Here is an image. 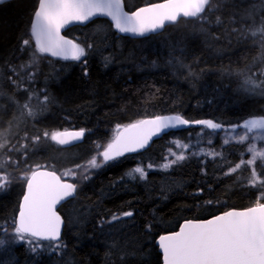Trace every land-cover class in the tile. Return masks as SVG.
<instances>
[{
	"label": "trees",
	"instance_id": "obj_1",
	"mask_svg": "<svg viewBox=\"0 0 264 264\" xmlns=\"http://www.w3.org/2000/svg\"><path fill=\"white\" fill-rule=\"evenodd\" d=\"M154 1L160 0H125V6L130 11ZM217 4L222 7L213 9L215 15L207 20L182 18L142 38L117 34L105 19L72 27L66 36L82 46L92 45L86 47L87 64L38 54L35 67L26 70L33 78L22 79L21 87L0 79V142L8 141L0 149V165L16 178L0 190V239L5 241L0 244V264H159L154 241L160 234L176 230L184 220L255 203L264 185H250L252 166L225 174L241 159H249L247 144H224L218 132L209 147L221 155H190L171 168H159L170 135L178 133L183 139L202 129L212 133L189 125L165 134L142 153L124 155L84 173L87 179L79 178L82 169H76L75 178L64 177L78 187L75 197L59 208L65 225L56 250L33 252V246L12 241L25 186L19 177L30 167L42 165L63 174L77 164L85 165L97 154V145L111 141L117 125L156 115L211 119L226 128L264 116V94L250 93L243 86L248 75L264 80L261 45L258 37L233 31L243 32L252 23L241 21L252 6L259 24L264 0H217ZM36 6L37 0L0 4V74H12L7 65L23 64L32 56L34 49L22 50V40L30 36ZM217 16L222 23H216ZM29 93L35 94L31 103L36 115L21 116L19 105ZM45 93L48 102L43 100ZM78 128L85 129V135L72 147H60L43 137L45 131ZM37 135L42 139L34 144ZM20 145L27 148L9 151ZM9 157L17 163L8 162ZM144 163L156 168L147 171L146 179L129 175ZM255 168L264 179V162L257 161ZM124 211H132L133 216L110 222L113 214Z\"/></svg>",
	"mask_w": 264,
	"mask_h": 264
},
{
	"label": "snow or ice",
	"instance_id": "obj_2",
	"mask_svg": "<svg viewBox=\"0 0 264 264\" xmlns=\"http://www.w3.org/2000/svg\"><path fill=\"white\" fill-rule=\"evenodd\" d=\"M6 0H0V4ZM222 5L217 0H163L160 3H151L138 7L133 11L125 10V0H37V6L33 11V19L30 24V36L22 40V50L33 48L29 61L20 65H7L12 74H0V79H6L13 85L21 87L22 79H32L33 74L26 71L35 67L39 56L48 55L65 61H78L87 64L84 59L87 56L86 47L74 39H69L62 31L73 23L84 24L93 21L96 17H106L111 21L119 33L144 37L149 33H155L165 27L167 23H178L181 18H193L207 20L209 15H215L213 9L220 10ZM255 6L246 10L241 16V21L252 20V23L240 32L241 35L250 34L258 37L261 45V55L264 57V15L260 16L259 24L256 23ZM235 20V17L232 18ZM209 23L211 21L209 20ZM216 23H222L219 16ZM85 74H87L85 72ZM17 79H14L13 76ZM264 76V71L261 72ZM245 91L264 94V80H258L253 75L246 76L243 81ZM6 95V93H4ZM34 93H29L27 101L21 108V116H35L34 105L31 103ZM9 100L12 97L8 98ZM45 102L49 101L48 95H43ZM26 110V113L25 111ZM202 125L209 130H220L223 126L211 119L190 121L177 114L172 116L156 115L151 118L136 120L126 125H117L116 132L106 145H97L98 151L85 165L77 164L74 169H68L63 174H57L56 170L44 168L42 165L30 167L28 171L21 173L19 179L25 184V191L19 203L18 216L15 219L13 232L19 241H26L33 245L32 251L41 246L38 242L61 240V229L64 219L58 211V205L77 192V183L68 182L64 177L75 178L76 169H82L84 173L92 169H99L110 162L117 161L126 153H134L144 149L153 137L159 136L168 129L179 126ZM240 127L244 130L235 138L224 140L228 144L232 139L236 143L245 144L250 140H264V116H252L240 125H232L231 130L236 131ZM257 133L250 137L249 134ZM85 135V129L45 131L43 137L50 138L57 145H70L81 140ZM42 137L37 135L32 138L34 144L41 142ZM8 141L0 142V149L7 147ZM176 146L187 149L188 144L176 142ZM27 148V145L13 146L9 151H18ZM247 152L249 159H241L234 167H231L226 175L237 172L242 166H252L250 185L257 183L264 185V179L258 177L255 165L257 161L264 162V146L257 147L255 143H248ZM174 159L167 160L161 165L163 169L171 168L178 162L184 161V151L177 153L169 149ZM25 155L27 153L25 152ZM206 155L218 156L217 152H208ZM8 162L15 164L11 157ZM152 164L147 168L151 169ZM138 174L140 179L147 178L144 167H135L129 175ZM85 179L88 178L84 175ZM16 178L0 165V190L10 186ZM264 192H261L255 203L244 209H230L220 215L209 219L186 220L179 226L178 231L159 235L158 245L162 253V264H264ZM208 203H212L209 201ZM132 211H124L119 215L113 214L111 221L121 220L123 217H132ZM5 241L0 239V244ZM58 246V245H57Z\"/></svg>",
	"mask_w": 264,
	"mask_h": 264
},
{
	"label": "rangeland",
	"instance_id": "obj_3",
	"mask_svg": "<svg viewBox=\"0 0 264 264\" xmlns=\"http://www.w3.org/2000/svg\"><path fill=\"white\" fill-rule=\"evenodd\" d=\"M242 123L243 122H241V124ZM196 126H202V125H196ZM210 131H212V133L211 132L210 133L204 132L203 129L202 130H198L197 132H195L193 134H190V133L187 134L186 137L183 138V139L181 138L180 134H178V133H174V134L170 135L169 140H168V142L170 143V147H168L166 152L164 153V159H163V162L161 163V165H163L166 162V159L167 160L174 159V157L171 156V154L169 152V149H171L172 151H175L177 153H180L181 151H184V154H185L186 157H188L190 155L210 157L209 155H206V153H208V152H216L213 148L209 147V145L213 141L215 133L218 132L220 134L222 143H224L225 139L235 138L239 134H242L244 132V130L242 128H240V127H237L235 132H233L231 130V127H229V128L222 127L220 130H216V131L210 130ZM249 135H250V137H253V136H256L257 133L254 132V133H251ZM177 141H179L181 144H188L189 147L186 150L178 148L176 146V142ZM231 142H236V141H235V139H232ZM248 143H255L257 145V147L264 146V140H260V139L250 140L249 142H246L247 145H248ZM250 155H249V158H250ZM148 164H150V163H148ZM148 164L144 163V164L138 165V166L144 167L146 172L149 171V170L156 169V168H154V166L151 169L147 168ZM161 165H160L159 168L163 169L161 167ZM94 170L95 169H92L89 172L94 171ZM135 175L138 176V174H134V176ZM81 176H82V178H81ZM83 177H84V172L82 170L81 174H79V178L84 179ZM250 179H251V173L248 176V180L249 181H250ZM12 241L13 242H17V243H19V242L27 243L26 241H19L18 239L15 238V235H13ZM31 246H33V245H31ZM59 247H60V244H58V243L47 244V245H43L42 244L41 246L37 247L36 249H42L43 248V249H48L49 251H53V250H56Z\"/></svg>",
	"mask_w": 264,
	"mask_h": 264
},
{
	"label": "water",
	"instance_id": "obj_4",
	"mask_svg": "<svg viewBox=\"0 0 264 264\" xmlns=\"http://www.w3.org/2000/svg\"><path fill=\"white\" fill-rule=\"evenodd\" d=\"M8 1H10V0H6V2H8ZM160 2H163V0H160V1H154V2H149V3H147V4H145V5H142V6H146V5L151 4V3H160ZM142 6H139V7H142ZM137 8H138V7H137ZM135 9H136V8H135ZM135 9H133V10H135ZM125 10H127V9H126V6H125ZM133 10H130V11H133ZM127 11H128V10H127ZM96 19H105V20H107V21L111 24V21H110L109 18H106V17H96V18H94V20H96ZM181 19H182V18H181ZM94 20H93V21H94ZM90 22H92V21H90ZM90 22H86V23H84V24H81V23H73V24L67 26V27L62 31V34L65 35L66 30H68V29H70V28H72V27H75V26L83 27V26H86L87 24H89ZM172 24H175V23H167V24L165 25V27H167V26H169V25H172ZM111 26H112V25H111ZM165 27H164V28H165ZM112 28H113V30H114L117 34H119V35H121V36L130 37V38H142V37H138V36H133V35H131V34H122V33H119L114 27H112ZM164 28H163V29H164ZM163 29H161V30H163ZM161 30H158V31L155 32V33H149V34H147L146 36H149V35H152V34H156V33L160 32ZM65 36H66V35H65ZM146 36H144V37H146ZM66 37L69 38L68 36H66ZM69 39H71V38H69ZM47 56H48V55H47ZM49 57H51V56H49ZM51 58H54V59H57V60H62V59L57 58V57H51ZM172 115H177V114H163L162 116H172ZM153 117H154V116H153ZM147 118H151V117H147ZM144 119H146V118H144ZM186 127H187V126H179V127H176V128L168 129V130H166L164 133L160 134L159 136H155V137H153L152 140L149 142V144H148L144 149H141V150H139V151H137V152H134V153H126L125 155H133V154L141 153V152L147 150L155 140L161 138V137L164 136L165 134H167V133H169V132H172V131H179V130L185 129ZM68 130H79V129H68ZM61 131H63V130H61ZM83 138H84V137H83ZM83 138H81V140H79V141L73 142V143L70 144V145H59V146H60V147H63V148L72 147V146H75V145L81 143L82 140H83ZM44 168H46V167H44ZM57 174H58V173H57ZM67 181H68V180H67ZM68 182H70V181H68ZM24 191H25V186H24ZM23 193H24V192H23ZM75 195H76V194H75ZM75 195H74L73 197H69L68 199H66L65 201H63L60 205H58V206H57V207H58V211H59V208H60V206H61L62 204H64V203L67 202L68 200L74 198ZM22 196H23V195H22ZM21 199H22V197H21ZM21 199H20V201H21ZM19 203H20V202H19ZM232 209H233V208H232ZM18 210H19V206H18ZM18 210H17L16 216H15V219H16V217L18 216ZM228 210H230V209H228ZM237 210H240V209H237ZM226 211H227V210H226ZM223 212H224V211H223ZM223 212H220V213L215 214V215H220V214H222ZM60 214H61V213H60ZM215 215H213V216H215ZM61 216H62V215H61ZM213 216H210V217H207V218H204V219H209V218H211V217H213ZM188 220H194V219H188ZM196 220H203V219H196ZM185 221H186V220L182 221V222L178 225L177 229L174 230V231H178V230H179V226H180L181 224H183ZM64 225H65V221H64V224L62 225V229H61V239H62V234H63V231H64ZM171 232H172V231H171ZM167 233H169V232H167ZM167 233H163V234H167ZM160 235H162V234H160ZM158 238H159V236L155 239L154 244H155V246L157 247V250H158V252H159V254H160V256H161L160 264H162V253H161V250H160L159 245H158ZM60 241H61V240H60ZM42 242H50V241H42Z\"/></svg>",
	"mask_w": 264,
	"mask_h": 264
},
{
	"label": "flooded vegetation",
	"instance_id": "obj_5",
	"mask_svg": "<svg viewBox=\"0 0 264 264\" xmlns=\"http://www.w3.org/2000/svg\"><path fill=\"white\" fill-rule=\"evenodd\" d=\"M161 261V260H160ZM159 264H160V262H159Z\"/></svg>",
	"mask_w": 264,
	"mask_h": 264
},
{
	"label": "bare ground",
	"instance_id": "obj_6",
	"mask_svg": "<svg viewBox=\"0 0 264 264\" xmlns=\"http://www.w3.org/2000/svg\"><path fill=\"white\" fill-rule=\"evenodd\" d=\"M79 129V128H78Z\"/></svg>",
	"mask_w": 264,
	"mask_h": 264
}]
</instances>
